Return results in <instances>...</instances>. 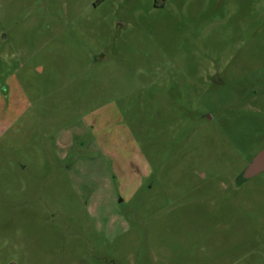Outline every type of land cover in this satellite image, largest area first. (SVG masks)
Instances as JSON below:
<instances>
[{
  "label": "rangeland",
  "instance_id": "1",
  "mask_svg": "<svg viewBox=\"0 0 264 264\" xmlns=\"http://www.w3.org/2000/svg\"><path fill=\"white\" fill-rule=\"evenodd\" d=\"M0 73V264H264V0H0Z\"/></svg>",
  "mask_w": 264,
  "mask_h": 264
},
{
  "label": "crops",
  "instance_id": "2",
  "mask_svg": "<svg viewBox=\"0 0 264 264\" xmlns=\"http://www.w3.org/2000/svg\"><path fill=\"white\" fill-rule=\"evenodd\" d=\"M4 75L2 73H0V106L3 107V105H5L6 100H4L5 96H7L8 92H9V96H10V101H9V105H8V112H10L15 106H17V104L19 103V97H18V89L19 86L18 84H16V86L14 85L15 88L12 87L11 83H8L7 88L4 87ZM8 97V96H7ZM4 114V110L1 109L0 110V116H2Z\"/></svg>",
  "mask_w": 264,
  "mask_h": 264
},
{
  "label": "water",
  "instance_id": "3",
  "mask_svg": "<svg viewBox=\"0 0 264 264\" xmlns=\"http://www.w3.org/2000/svg\"><path fill=\"white\" fill-rule=\"evenodd\" d=\"M264 171V148L261 149L247 164L242 172L245 179H250Z\"/></svg>",
  "mask_w": 264,
  "mask_h": 264
},
{
  "label": "flooded vegetation",
  "instance_id": "4",
  "mask_svg": "<svg viewBox=\"0 0 264 264\" xmlns=\"http://www.w3.org/2000/svg\"><path fill=\"white\" fill-rule=\"evenodd\" d=\"M242 179L244 180L245 178L242 177ZM242 179H241V180H242Z\"/></svg>",
  "mask_w": 264,
  "mask_h": 264
}]
</instances>
